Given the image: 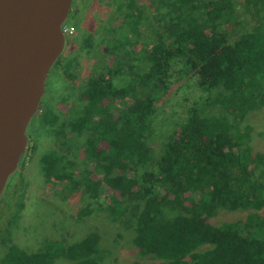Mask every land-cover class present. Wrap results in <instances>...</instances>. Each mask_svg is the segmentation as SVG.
Here are the masks:
<instances>
[{
  "label": "trees",
  "instance_id": "1",
  "mask_svg": "<svg viewBox=\"0 0 264 264\" xmlns=\"http://www.w3.org/2000/svg\"><path fill=\"white\" fill-rule=\"evenodd\" d=\"M121 1V21L132 25L143 10L135 0ZM245 1L252 15L254 4L264 8V0ZM154 2L159 28L141 47L144 70H125L116 52L124 38L111 45L116 64L85 81L80 108L69 120L70 131L85 135L77 148L83 166L64 142L70 157L51 150L41 169L47 179L83 188L93 199L106 185L111 218L132 222L139 253L162 264H264V215L257 212L264 210V153L250 149L248 130L240 127L251 111L264 110L263 23L239 30L235 0ZM181 80L206 92L219 112L190 106L154 145L156 104ZM36 113L51 122L52 111L41 103ZM94 171L98 179L91 178ZM220 208L250 213L213 224ZM59 257L101 264L98 233L70 243L48 239L34 252L10 245L1 264H53Z\"/></svg>",
  "mask_w": 264,
  "mask_h": 264
},
{
  "label": "rangeland",
  "instance_id": "2",
  "mask_svg": "<svg viewBox=\"0 0 264 264\" xmlns=\"http://www.w3.org/2000/svg\"><path fill=\"white\" fill-rule=\"evenodd\" d=\"M120 3L125 2L72 1L65 23L73 27V33L68 35L64 49L47 75L45 91L40 100L43 108L52 111V120L44 123L40 113L32 117L27 126L30 140L29 144L27 142L26 161L9 176L0 198V264L10 245L34 252L48 239L70 243L90 232L99 235L101 264H162L159 259L139 253L132 242V222L126 217L111 218L106 207L111 200L106 185L101 184L99 196L93 199L83 188H72L66 181L47 179L41 169L46 154L51 150L65 153L67 142L72 144V155L65 154L83 166V156L77 148L85 135L70 131L69 120L71 114L80 108V95L86 79L103 66L116 64L117 60L111 54L114 50L112 42L117 44V40L127 39L116 50L121 55L119 60L125 70L134 68L140 72L145 68L141 47L152 42L159 28L155 2L135 0L143 12L132 25L129 19L128 23L121 21L123 14L118 10ZM235 4L239 14V30H249L259 23L264 26V17L261 18L264 8L254 4L256 10L252 15L245 0H235ZM125 11L123 7V13ZM128 41L132 44H127ZM128 78L126 73L119 83ZM206 95L192 81L173 83L168 93L156 104L154 145L159 144L174 129L190 106L196 104L197 108H203L207 113H218L219 108L209 104ZM240 127L248 130L250 149L264 153V110L251 111ZM61 142H65L64 145ZM99 176L94 171L91 178L98 179ZM86 208L90 210L81 213ZM257 212L264 215V210ZM249 213L243 209L220 208L210 221L220 224L245 220ZM67 263L64 257L53 262Z\"/></svg>",
  "mask_w": 264,
  "mask_h": 264
},
{
  "label": "water",
  "instance_id": "3",
  "mask_svg": "<svg viewBox=\"0 0 264 264\" xmlns=\"http://www.w3.org/2000/svg\"><path fill=\"white\" fill-rule=\"evenodd\" d=\"M73 0H0V197L24 158L27 126L65 46Z\"/></svg>",
  "mask_w": 264,
  "mask_h": 264
},
{
  "label": "built area",
  "instance_id": "4",
  "mask_svg": "<svg viewBox=\"0 0 264 264\" xmlns=\"http://www.w3.org/2000/svg\"><path fill=\"white\" fill-rule=\"evenodd\" d=\"M62 30H63V33H65L67 35L73 33V27H71V26H63Z\"/></svg>",
  "mask_w": 264,
  "mask_h": 264
},
{
  "label": "flooded vegetation",
  "instance_id": "5",
  "mask_svg": "<svg viewBox=\"0 0 264 264\" xmlns=\"http://www.w3.org/2000/svg\"><path fill=\"white\" fill-rule=\"evenodd\" d=\"M5 189V188H4ZM2 196H3V193H2ZM2 196L0 198H2Z\"/></svg>",
  "mask_w": 264,
  "mask_h": 264
}]
</instances>
